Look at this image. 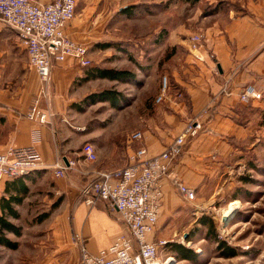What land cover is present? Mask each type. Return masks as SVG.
Masks as SVG:
<instances>
[{
  "label": "crops",
  "instance_id": "obj_1",
  "mask_svg": "<svg viewBox=\"0 0 264 264\" xmlns=\"http://www.w3.org/2000/svg\"><path fill=\"white\" fill-rule=\"evenodd\" d=\"M78 1L75 16L66 23L64 32L87 47L94 61L91 68L101 67L103 51L109 48L105 44L121 39L110 34L118 28V20L127 17L124 8L141 4L149 10L147 6L167 3L168 9L151 13L156 23L139 24L135 35L144 44L152 39L158 58L169 50L161 71L168 73L170 84L158 102L159 92L152 94L151 102L138 92L140 120L122 125L119 136H99L87 128H74L69 120L83 98L95 92L96 86L90 83L101 78L85 79L90 67L67 58L53 65L50 81L45 84L29 65L17 32L0 22V150L33 146L42 158V165L24 179L28 194L18 207L20 218L21 208L31 198L45 205L56 203L37 227L22 229L19 237L7 234L18 241V247L0 245V264H79L75 234L91 254L110 246L120 234L130 237L118 212L104 200L94 205L84 202L79 192L81 184L100 172L124 167L133 149L161 152L189 120H197L201 130L185 139L181 154L160 180L157 225L148 236L154 242L176 240L201 217L194 214L192 204L202 205L208 187L232 170L236 153L248 137L246 129L252 116L264 109V98L248 103L238 99L247 84L264 92V0H199L192 3L190 15L180 24L173 21L177 0H84L88 7L81 10ZM147 14L141 17L151 16ZM194 35H200L199 42H192ZM156 69L147 74L155 87ZM36 99L39 109L50 114L44 124L27 117ZM147 107L153 108L154 114L146 120ZM134 130H141L143 137L130 143L128 136ZM85 143L93 145L94 160L84 156ZM67 160L75 162L74 166L65 176H55V165L66 164ZM10 180L0 178V198ZM176 182L192 188L194 200H185ZM18 220L12 221L17 224ZM165 258L170 261L172 257L168 254Z\"/></svg>",
  "mask_w": 264,
  "mask_h": 264
},
{
  "label": "built area",
  "instance_id": "obj_2",
  "mask_svg": "<svg viewBox=\"0 0 264 264\" xmlns=\"http://www.w3.org/2000/svg\"><path fill=\"white\" fill-rule=\"evenodd\" d=\"M76 0H53L40 3L36 0H0V22L14 29L27 55L28 63L47 84L53 65L75 59L79 66L90 67L92 62L85 45L73 40L64 32L67 22L75 16ZM200 35L191 37L193 43L199 42ZM162 92L156 97L161 100L167 87V77L161 79ZM223 91H225L223 89ZM261 91L253 85H244L238 99L248 103L253 99H262ZM49 113L41 111L38 100H34L27 117L40 124L47 122ZM197 120H189L183 130L175 136L165 148L157 154H149L145 147L133 149L128 155L124 167L98 173L95 178L81 184L79 192L88 205L104 200L111 209H115L130 237L118 235L107 248L96 254L87 251L83 239L74 235L79 245V264H168L169 258L159 257L160 248L167 240L157 242L149 240L158 220L162 190L160 180L165 176L170 164L181 154L182 146L188 136L201 130ZM141 130L132 131L130 143L141 140ZM82 152L87 159L96 158L92 144L85 143ZM75 162L56 164L54 175L63 177ZM42 165L41 155L35 147L9 146L0 150V178L14 179L37 170ZM178 193L185 200H194L195 192L182 182L175 183Z\"/></svg>",
  "mask_w": 264,
  "mask_h": 264
},
{
  "label": "rangeland",
  "instance_id": "obj_3",
  "mask_svg": "<svg viewBox=\"0 0 264 264\" xmlns=\"http://www.w3.org/2000/svg\"><path fill=\"white\" fill-rule=\"evenodd\" d=\"M88 2H77L78 10L85 8ZM192 3L186 0H177L176 16L173 21L177 24L184 23L190 15ZM88 7V6H87ZM134 17H122L118 20V28L111 32V36L121 37L114 44L103 51L101 67L128 70L134 74L133 80L117 81L100 79L90 84L95 91L105 89L116 90L119 97L116 104L110 101H95L83 103L76 109L74 116L69 120L74 128H87L92 132L105 136H119L117 133L122 125H131L139 121L137 114V94L142 92L146 102H151L152 94L162 92L161 79L167 77V87L170 84L168 73L161 71V66L167 59L165 50L158 58L154 52L152 39L147 44L139 40L135 35V29L140 24L153 25L157 18L153 17L158 9H168L167 3L159 7H146ZM151 16L141 17L143 15ZM166 16L168 11L165 12ZM141 17V18H140ZM166 22L168 17L164 18ZM150 34V38L152 37ZM92 63L94 61L92 60ZM157 64V65H156ZM157 67L158 83L156 87L148 81V72L152 73ZM91 68V67H90ZM143 68V69H142ZM146 74V77H143ZM143 78L144 85L141 86ZM90 85V86H91ZM140 85V87H139ZM92 87V88H93ZM165 90V92H166ZM262 92L264 98V92ZM262 98V99H263ZM146 120L154 114L153 108L147 107ZM260 109L251 118L248 124L247 139L240 146L233 162L232 170L226 175L218 177L209 190H206L202 205H193L196 215L206 216L214 224V232L210 236L207 226L197 223L195 220L190 229L184 235L175 237L176 240L169 243H180L191 248L195 253L193 260L178 259L170 251V247L164 246L159 250V257L165 258L171 255L168 264H264V120ZM139 123V122H138ZM210 191V192H209ZM195 203V202H194ZM52 204H44L38 198H31L21 208L19 225L24 228L37 227L41 221H33L41 212L50 209ZM195 216V215H194ZM222 240L223 245L228 244L236 251V256L222 257L221 249L217 248L215 240Z\"/></svg>",
  "mask_w": 264,
  "mask_h": 264
},
{
  "label": "trees",
  "instance_id": "obj_4",
  "mask_svg": "<svg viewBox=\"0 0 264 264\" xmlns=\"http://www.w3.org/2000/svg\"><path fill=\"white\" fill-rule=\"evenodd\" d=\"M191 3L197 2L199 0H186ZM144 5L136 4L131 5L123 9V12L126 11L127 17H134L138 12L142 11ZM117 46L114 43H107L104 47H114ZM169 56V52L166 54V57ZM143 69V68H142ZM85 79L90 78H101L108 80H117V81H128L134 79V74L128 70H119L115 68H89L87 71ZM119 97V92L116 90H101L95 91L87 96H85L82 100L83 103H94L95 101H110L113 105L116 103V98ZM262 117L264 120V110L261 111ZM32 172L22 175L20 177H16L10 181H8L5 185L4 193L5 195L0 198V245L5 246L10 249H16L18 247V241L13 240L7 236L8 233L13 234L16 237H19L22 234V226L14 223L12 220L20 219V212L18 207L22 204L23 199L28 194L27 185L24 182V179L27 175H30ZM56 203H53L49 210L41 212L36 217L33 218V221H42L46 217H48L51 210L55 207ZM197 223L207 226L210 231L209 235L211 236L214 232V224L212 221L206 216H201ZM217 243V248L221 249L222 257L229 258L236 256L235 249L225 244L223 245L222 240H215ZM170 247V251L175 254L178 259H186L193 260L195 258L196 253L191 249L180 243H169L165 246Z\"/></svg>",
  "mask_w": 264,
  "mask_h": 264
}]
</instances>
